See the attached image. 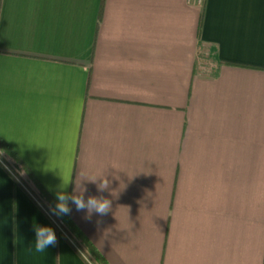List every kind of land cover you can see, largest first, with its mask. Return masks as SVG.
I'll return each mask as SVG.
<instances>
[{
	"label": "crops",
	"instance_id": "crops-1",
	"mask_svg": "<svg viewBox=\"0 0 264 264\" xmlns=\"http://www.w3.org/2000/svg\"><path fill=\"white\" fill-rule=\"evenodd\" d=\"M0 138L107 264H264V0H0ZM0 264H85L1 163Z\"/></svg>",
	"mask_w": 264,
	"mask_h": 264
},
{
	"label": "clouds",
	"instance_id": "clouds-1",
	"mask_svg": "<svg viewBox=\"0 0 264 264\" xmlns=\"http://www.w3.org/2000/svg\"><path fill=\"white\" fill-rule=\"evenodd\" d=\"M108 187L109 181L106 178H102L101 182L97 185V189L100 192L105 191ZM84 191V189L74 190L71 194L63 190L58 191L56 193L57 203L52 209L53 214L57 216L70 214L69 201L75 205L77 211L87 210L86 218H90L93 212L104 216L111 210V201L109 199L103 196H88L87 200H85ZM35 234V251L37 253H44L50 246H54L57 243L55 231L50 226H35ZM79 256L85 264H94V261L90 259L91 253L89 250L80 251Z\"/></svg>",
	"mask_w": 264,
	"mask_h": 264
},
{
	"label": "trees",
	"instance_id": "trees-1",
	"mask_svg": "<svg viewBox=\"0 0 264 264\" xmlns=\"http://www.w3.org/2000/svg\"><path fill=\"white\" fill-rule=\"evenodd\" d=\"M0 155L7 163H9L19 173L20 176H22L31 184V186L36 191V193L45 200L44 202L52 211V209L56 205L55 201L46 193L43 187L33 177L31 172L22 163V161L17 156V154L1 138H0ZM54 216L62 222V225L65 228L69 238H67L66 236H62V237L66 239L73 248L75 247L73 246L71 241L77 243L82 250L85 249L89 250L91 253L90 258L95 262V264H107V262L103 259V257L96 250L93 244L72 222V220L68 215H61V216L54 215Z\"/></svg>",
	"mask_w": 264,
	"mask_h": 264
},
{
	"label": "built area",
	"instance_id": "built-area-1",
	"mask_svg": "<svg viewBox=\"0 0 264 264\" xmlns=\"http://www.w3.org/2000/svg\"><path fill=\"white\" fill-rule=\"evenodd\" d=\"M0 163L5 167V169L9 172V174L13 177V179L23 188L25 191L29 194V196L40 206V208L47 214V216L56 224L57 230L62 232V222L60 220H57L54 218V214L50 210V208L47 206V204L44 202V200L30 187L27 186L25 182H23L21 176L19 173L9 164L7 163L0 155ZM67 238H69L67 235H65ZM70 240V239H69ZM71 241V240H70ZM73 246L80 252L82 251L81 248L74 242L71 241Z\"/></svg>",
	"mask_w": 264,
	"mask_h": 264
},
{
	"label": "rangeland",
	"instance_id": "rangeland-1",
	"mask_svg": "<svg viewBox=\"0 0 264 264\" xmlns=\"http://www.w3.org/2000/svg\"><path fill=\"white\" fill-rule=\"evenodd\" d=\"M54 218H56V217H54ZM56 219H57V218H56ZM57 220H58V219H57ZM61 228H62V232L58 230L59 234L62 235V236H65V235L68 236V234H67L65 228L62 227V226H61ZM76 244H77V243H76ZM77 245H78V244H77ZM78 246H79V245H78ZM79 248H81V247L79 246ZM82 251H83V250H82ZM91 260H92V259H91ZM94 264H95V262H94Z\"/></svg>",
	"mask_w": 264,
	"mask_h": 264
}]
</instances>
